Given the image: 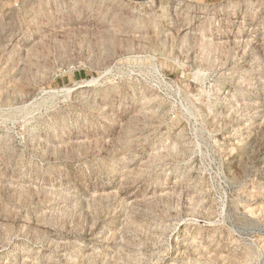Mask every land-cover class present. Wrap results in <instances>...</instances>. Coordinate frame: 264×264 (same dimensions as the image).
Returning <instances> with one entry per match:
<instances>
[{"label":"rangeland","instance_id":"1","mask_svg":"<svg viewBox=\"0 0 264 264\" xmlns=\"http://www.w3.org/2000/svg\"><path fill=\"white\" fill-rule=\"evenodd\" d=\"M0 264H264V0H0Z\"/></svg>","mask_w":264,"mask_h":264}]
</instances>
